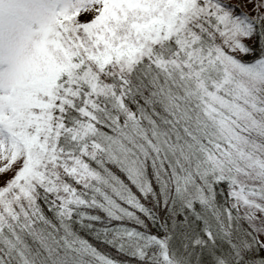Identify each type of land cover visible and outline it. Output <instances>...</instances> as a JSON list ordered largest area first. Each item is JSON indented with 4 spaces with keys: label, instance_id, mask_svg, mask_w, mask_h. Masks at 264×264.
I'll return each instance as SVG.
<instances>
[{
    "label": "snow or ice",
    "instance_id": "snow-or-ice-1",
    "mask_svg": "<svg viewBox=\"0 0 264 264\" xmlns=\"http://www.w3.org/2000/svg\"><path fill=\"white\" fill-rule=\"evenodd\" d=\"M0 264H264V0H0Z\"/></svg>",
    "mask_w": 264,
    "mask_h": 264
}]
</instances>
